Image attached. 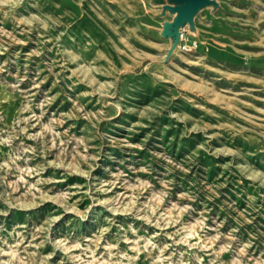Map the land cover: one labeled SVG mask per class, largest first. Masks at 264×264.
<instances>
[{
  "label": "rangeland",
  "instance_id": "1",
  "mask_svg": "<svg viewBox=\"0 0 264 264\" xmlns=\"http://www.w3.org/2000/svg\"><path fill=\"white\" fill-rule=\"evenodd\" d=\"M162 3L0 0V264H264V0Z\"/></svg>",
  "mask_w": 264,
  "mask_h": 264
},
{
  "label": "water",
  "instance_id": "2",
  "mask_svg": "<svg viewBox=\"0 0 264 264\" xmlns=\"http://www.w3.org/2000/svg\"><path fill=\"white\" fill-rule=\"evenodd\" d=\"M220 0H163L160 11L152 16L159 20L156 30L161 38L169 42L166 62L175 53L177 46L187 39L189 42L197 39L195 18L199 12L219 8ZM251 1V0H246Z\"/></svg>",
  "mask_w": 264,
  "mask_h": 264
}]
</instances>
